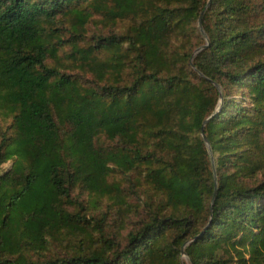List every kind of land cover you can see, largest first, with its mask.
Listing matches in <instances>:
<instances>
[{"label":"trees","instance_id":"16d2710c","mask_svg":"<svg viewBox=\"0 0 264 264\" xmlns=\"http://www.w3.org/2000/svg\"><path fill=\"white\" fill-rule=\"evenodd\" d=\"M183 257L264 264V0H0V264Z\"/></svg>","mask_w":264,"mask_h":264},{"label":"rangeland","instance_id":"374dc122","mask_svg":"<svg viewBox=\"0 0 264 264\" xmlns=\"http://www.w3.org/2000/svg\"><path fill=\"white\" fill-rule=\"evenodd\" d=\"M92 28L94 27L92 26ZM119 29H121V27ZM11 166L12 162L4 164L2 166V171L5 172L9 170ZM78 193L79 192H77V194ZM81 201L82 204L87 207V216L94 219L104 218L108 232L111 231L113 233H117V231L122 233L124 231L123 228H126L128 231L134 228L135 224L139 221V215L142 212H139V209H135L134 207L139 202L137 195H133L129 198V203L131 206L120 210L112 208L107 202L101 203L99 207L96 208L95 206L91 205V197L85 192L81 194ZM183 261L185 264H189V261L186 257H183Z\"/></svg>","mask_w":264,"mask_h":264},{"label":"water","instance_id":"95a60500","mask_svg":"<svg viewBox=\"0 0 264 264\" xmlns=\"http://www.w3.org/2000/svg\"><path fill=\"white\" fill-rule=\"evenodd\" d=\"M199 28H200L201 32L204 33V32H203V28H202L201 19H200V21H199ZM222 103H223V101H222V99H221V104H222ZM202 132H203V134H202L203 139L206 141V136L204 135V127L202 128ZM183 254H184V252H183Z\"/></svg>","mask_w":264,"mask_h":264}]
</instances>
